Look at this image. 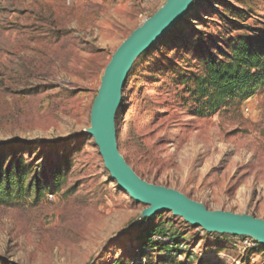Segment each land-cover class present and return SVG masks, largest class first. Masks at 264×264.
Segmentation results:
<instances>
[{
  "label": "rangeland",
  "instance_id": "374dc122",
  "mask_svg": "<svg viewBox=\"0 0 264 264\" xmlns=\"http://www.w3.org/2000/svg\"><path fill=\"white\" fill-rule=\"evenodd\" d=\"M166 1L0 0V159L26 164L25 190L0 204V264H157L143 252L145 240L165 242L152 227L181 234L186 264H264L251 237L207 233L169 211L145 217L88 134L113 55ZM258 35L264 0H195L136 60L116 130L142 180L264 220V86L242 105L195 103L207 63Z\"/></svg>",
  "mask_w": 264,
  "mask_h": 264
},
{
  "label": "water",
  "instance_id": "95a60500",
  "mask_svg": "<svg viewBox=\"0 0 264 264\" xmlns=\"http://www.w3.org/2000/svg\"><path fill=\"white\" fill-rule=\"evenodd\" d=\"M195 0H167L151 18L137 28L117 49L102 78L91 111L88 134L95 140L105 168L137 203L148 206L147 218L169 211L207 233L251 237L264 245V220L251 215L209 211L186 195L142 180L121 155L117 145L116 116L123 91L136 60L154 47L190 11Z\"/></svg>",
  "mask_w": 264,
  "mask_h": 264
},
{
  "label": "trees",
  "instance_id": "16d2710c",
  "mask_svg": "<svg viewBox=\"0 0 264 264\" xmlns=\"http://www.w3.org/2000/svg\"><path fill=\"white\" fill-rule=\"evenodd\" d=\"M237 44L227 61L213 58L207 63L205 76L198 80L195 91L198 96L195 103L199 102L203 108L213 110L226 99H236V104L242 105L264 86V35L243 37ZM203 100H207L206 103L202 104ZM25 166L19 159H12L8 165L7 160L0 159V204L12 199L15 192L25 190ZM152 228L157 232L155 235H162L166 242L145 240L144 253L149 249L156 251L160 256L158 263L160 259L172 260L173 264L194 260L189 245H186L187 249L182 248L185 239L180 233L170 234L163 228ZM183 255L186 261H179L178 257Z\"/></svg>",
  "mask_w": 264,
  "mask_h": 264
},
{
  "label": "built area",
  "instance_id": "2783aa9c",
  "mask_svg": "<svg viewBox=\"0 0 264 264\" xmlns=\"http://www.w3.org/2000/svg\"><path fill=\"white\" fill-rule=\"evenodd\" d=\"M246 111L248 112L249 110H248V109H246ZM165 242H166V240H165Z\"/></svg>",
  "mask_w": 264,
  "mask_h": 264
}]
</instances>
